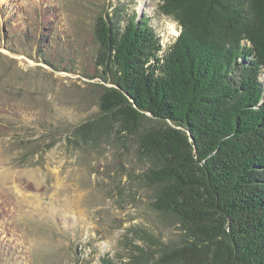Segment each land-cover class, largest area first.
<instances>
[{
  "label": "rangeland",
  "instance_id": "obj_1",
  "mask_svg": "<svg viewBox=\"0 0 264 264\" xmlns=\"http://www.w3.org/2000/svg\"><path fill=\"white\" fill-rule=\"evenodd\" d=\"M158 6L0 0V264H181L161 251L182 232L154 208L136 139L116 127L73 137L102 116L99 86H111L96 65V19L145 17L166 50L179 29Z\"/></svg>",
  "mask_w": 264,
  "mask_h": 264
},
{
  "label": "trees",
  "instance_id": "obj_2",
  "mask_svg": "<svg viewBox=\"0 0 264 264\" xmlns=\"http://www.w3.org/2000/svg\"><path fill=\"white\" fill-rule=\"evenodd\" d=\"M158 7L179 29L166 50L145 17L96 19V65L111 86H99L102 116L73 137L95 141L116 127L136 139L154 208L182 232L164 256L264 264V0Z\"/></svg>",
  "mask_w": 264,
  "mask_h": 264
},
{
  "label": "water",
  "instance_id": "obj_3",
  "mask_svg": "<svg viewBox=\"0 0 264 264\" xmlns=\"http://www.w3.org/2000/svg\"><path fill=\"white\" fill-rule=\"evenodd\" d=\"M189 136V134H187ZM189 140L191 141V138L189 137Z\"/></svg>",
  "mask_w": 264,
  "mask_h": 264
}]
</instances>
